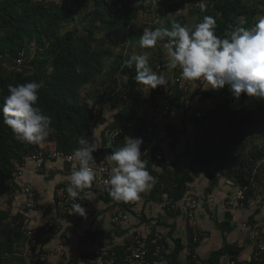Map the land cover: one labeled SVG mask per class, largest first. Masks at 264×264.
I'll return each mask as SVG.
<instances>
[{"label": "trees", "instance_id": "obj_1", "mask_svg": "<svg viewBox=\"0 0 264 264\" xmlns=\"http://www.w3.org/2000/svg\"><path fill=\"white\" fill-rule=\"evenodd\" d=\"M178 3L164 2L167 12L178 7ZM191 4L189 14L196 18L198 27L202 26L197 32L209 35L207 52L204 44H192L188 15L175 18L161 15L152 0H62L60 3L0 0V193L8 195L9 208L18 188L13 182L17 165L42 143L55 141L65 152L77 151L87 159L92 158L96 148L84 146V141L97 124L93 121V106L103 104L115 88L121 93L109 99L115 107L121 105L123 94L129 95L136 106L140 105L135 94L143 88L149 89L152 104L157 103L158 96L159 100L167 101L162 96L164 84L160 83L163 70L153 77L156 60L133 61L125 53L135 40L134 33L128 30L129 24L140 10L147 9H152L150 14L160 16L159 40L177 53L192 50L199 61L197 66L191 65L193 87L190 103H184L185 107L191 109L194 104L195 108L194 100L205 84L203 75L210 68L219 70L220 80L230 81L229 93L222 94V102L209 115L193 116L202 120L206 129L196 140L192 162L216 163L222 176L232 178L245 191L249 205V198L256 195V184L264 179V142L259 144L252 136L250 148L241 150L247 126L257 121L258 113L264 114L261 93L264 90V17H261L264 0H191ZM70 24L73 25L65 30L64 25ZM125 35L131 42L117 51ZM32 44L35 56L30 60ZM157 54L164 58L161 51ZM27 65L33 67L32 72H28ZM222 65H227L229 71L219 69ZM45 68L46 74L41 72ZM117 75L125 77V81L119 83ZM99 76L103 77L99 84L102 91L96 86ZM90 83L95 88L84 95L82 90ZM173 86L179 99L174 82ZM205 93L210 95L208 91ZM212 128L217 136L209 133ZM135 133L138 130L131 134ZM123 139L121 136L118 142ZM160 163L163 170L157 174L165 178L167 185L159 190H165L175 199L184 196L187 183L202 169L194 177L188 171L189 166L176 174L163 160ZM257 226L264 229V224ZM261 234L260 240L264 231ZM26 239L21 216L18 213L11 216L10 209H0V264H26L17 250ZM258 251H254L250 260L234 264H264V251L257 254ZM189 257L197 263V258ZM120 262L117 258L116 264Z\"/></svg>", "mask_w": 264, "mask_h": 264}, {"label": "crops", "instance_id": "obj_2", "mask_svg": "<svg viewBox=\"0 0 264 264\" xmlns=\"http://www.w3.org/2000/svg\"><path fill=\"white\" fill-rule=\"evenodd\" d=\"M192 60L190 58L189 62ZM180 62L181 56L175 63L166 62L165 76H162L164 70L161 74L160 83L164 84L165 90L162 96L174 106V113L166 120L168 133L156 135L146 131L154 105L150 104L149 89L143 88L136 95L140 98V105L135 106L136 102H133L139 111L122 103L115 107L105 101L104 104L108 103V107L106 110L102 109L99 122L84 141V146L102 148L112 171L118 175L122 171L125 155L130 152L133 154L136 164L145 170L139 177L134 203L129 202V194L122 184L118 186L115 195L104 193L97 187L94 176L61 159L49 160L40 172L34 171L32 161L27 163V179L38 193L34 225L43 226L51 222L52 227L51 230H43L37 247L31 246L28 239L20 243L26 264H73L80 258L98 254L101 247H107L121 261L120 264H124V248L129 228L148 236L156 233L162 235L164 256L154 258L156 264H194L186 253L192 246L198 259L195 264H234L235 261L252 258L254 250L251 229L258 223L264 224V208L260 211L254 203L243 208H226L224 200L233 196L239 186L232 178L222 176L213 163L202 166L199 175L187 183L185 192L192 191L203 202L197 211V230L201 232L198 243L192 240L195 229L188 226L186 212L183 209L170 210L163 205L164 198L169 194L165 190H159L167 185L165 178L158 175L163 170L161 160L176 174L182 173L193 163L196 140L206 129L202 120L193 117L192 109L185 107L180 98H176L178 94L173 88L172 79ZM197 64L198 59L195 65ZM167 70L171 71V75ZM203 97L205 93L201 91L194 101L198 105L211 104L210 96ZM156 98L159 100V96ZM119 129H123L125 133L113 140L114 132ZM136 130L139 133L132 135ZM172 132L177 135L174 140L169 139ZM138 134L144 137V149L141 152L136 151L131 142V138ZM121 136L124 139L118 142ZM153 172L156 174L153 175ZM62 186L78 190L86 201L72 204L68 212L61 216V220L57 221L56 195ZM0 196L8 198L5 193H0ZM23 200L24 196L18 187L11 208H7L11 210V216L16 215ZM122 206L129 212L130 221L115 225L111 221L112 214ZM245 220L253 222L247 229L241 227ZM61 246L64 248L63 255L56 253L45 262L41 261L42 253L56 251Z\"/></svg>", "mask_w": 264, "mask_h": 264}, {"label": "built area", "instance_id": "obj_3", "mask_svg": "<svg viewBox=\"0 0 264 264\" xmlns=\"http://www.w3.org/2000/svg\"><path fill=\"white\" fill-rule=\"evenodd\" d=\"M156 2V0H154ZM161 3V9L163 13L167 12V8L162 0H157ZM162 1V2H161ZM121 7V4H118ZM22 60V59H21ZM166 65L160 62L157 65L156 70L153 71V77H158L160 71H162ZM173 82L176 84L180 93V101L183 103H190V95L193 87V80L191 78V69L189 68L188 60L184 58L180 67L175 71ZM116 94L121 95L120 89L115 88L113 93L107 95L105 101H109L110 97L115 98ZM121 103L126 106H133L132 98L123 94L121 96ZM186 104V106H187ZM93 112V121L98 123L102 115V104L95 103ZM134 109L139 111L138 108ZM174 110L172 103L168 101H158L153 107L151 113L150 123L147 125L146 131L150 134L164 135L166 131V120L171 116ZM212 111V106L208 104L198 105L194 108L193 116L201 118L209 115ZM132 126V124H129ZM125 133L123 129L116 130L113 134V140H115L120 134ZM177 138L175 133H171L170 140ZM132 144L135 146V150L141 152L144 149V137L138 134L131 138ZM96 153L91 159H87L83 153L77 151L65 152L58 148L55 141L46 142L44 145H40L39 149L29 153L23 163L17 165V169L14 173L13 182L19 187L20 192L24 196L23 202L17 208L16 213L21 216V224L24 230V234L27 237V241L33 247L38 246V239L41 236L43 230H49L52 227V223L49 222L43 226L34 225V212L38 206V193L34 188L31 181L27 179V163L32 161L34 163V171L40 172L44 169L46 163L49 160L61 159L66 163L73 164L86 172L94 176L97 187L104 193L116 194L117 188L120 184L126 189L129 194L130 203H134L136 194L138 192L139 177L144 174L145 170L135 162L133 154L127 153L124 157L123 167L121 173L115 174L106 159L105 153L102 148H97ZM202 162H193L190 164L188 171L192 176H196V172L202 167ZM190 183V182H188ZM56 208L58 214L56 220H61V216L68 212L72 204H78L85 202L86 199L78 190L72 187L62 186L57 190ZM246 193L243 189L239 188L233 196L226 198L223 202L226 208H243L247 206ZM252 197L249 198L248 204H252ZM213 203V200H210ZM163 205L170 210L183 209L187 215V224L190 228H194L192 240L198 242L201 238V232L197 230L198 219L197 211L203 205V202L190 190L181 198L175 199L170 195L164 198ZM111 221L115 225H120L123 222L130 221V215L126 208L118 207L112 214ZM243 229L250 227V222L245 220L241 223ZM264 231L260 226L252 227L251 235L253 238L252 245L253 250L264 251V238L260 240L261 233ZM165 251V245L162 243V235L156 233L152 236L143 234L134 228H129L127 234V243L124 248V264H156L154 258H163ZM253 251V253H254ZM60 253L63 255V246L59 247L56 251H48L41 254V261L45 262L49 257ZM188 256L196 258V252L192 247H189L186 251ZM256 254V255H257ZM73 264H116V257L107 247H101L98 254H91L83 258L78 259Z\"/></svg>", "mask_w": 264, "mask_h": 264}, {"label": "rangeland", "instance_id": "obj_4", "mask_svg": "<svg viewBox=\"0 0 264 264\" xmlns=\"http://www.w3.org/2000/svg\"><path fill=\"white\" fill-rule=\"evenodd\" d=\"M40 1H44V2H54L55 1L56 3H60L62 0H40ZM164 2L166 4H173V3L177 4V2H179L178 3L179 6L176 8L170 9L169 12H167L168 14L166 16H169L170 18H175L180 15H188V18H189V24H188L189 33L188 34H189L192 44L193 45H196V44L203 45L204 44L205 52H207V50H209L208 41H210V38L207 33L197 32L199 31V29L202 28V26L198 27L195 21L196 18L190 16L189 14V11L192 5L191 0H164ZM158 5L159 4L156 2L155 6H158ZM261 17H264V14H261ZM159 22L160 21L155 19L153 15L148 16L147 11L140 10L137 18L129 24L128 30L130 29L129 31L134 33L135 40L133 44L131 45L132 48H130V44L128 47H126V49L127 50L129 49V50L127 52L125 51V53H128L129 56H131L130 58L133 61L141 60V59L147 61L150 58L155 59L157 65L160 62L165 63L168 61L175 63L176 59L181 56L180 65L182 61L184 60V58H186L188 60L189 67L191 69L190 64L192 63L193 65H195L197 62V59H195L196 57L194 56L195 52H192L191 50L188 53H183V54L180 53L181 55H179V53L175 52L171 47L169 48L166 42L159 40L157 36V33L160 29V26H158ZM72 25L73 24L64 25V29L66 30V28H70ZM125 34H127V30H125ZM122 39L123 40L120 41L117 51L120 49L121 45L125 43L128 44L131 42V38H129L128 35L123 36ZM151 44H153L154 46H152L150 49H147L148 46H150ZM159 51H161V53L163 54V57H164L163 59L157 56L158 55L157 53ZM29 53H30V60H31L35 56V45L34 44L30 46ZM190 58L193 59L191 63L189 62ZM112 59L113 58L109 59V61ZM207 59L208 60L210 59V56L208 53H207ZM31 67H32L31 65H27V69H29L28 72H32L33 67L32 68ZM219 69H221L225 73L229 71V67L227 65H222L221 67H219ZM41 72L46 74V72H48V69L45 68L41 70ZM165 72L166 70H164L163 77L165 76ZM167 72L171 75V71L167 70ZM219 74H220L219 70L215 68H210L207 72H205V74L203 75L205 84L204 86H202L201 88L202 90H200L204 93L207 91L209 92L210 95H206L205 93V97L203 98H206V96H210V99H211L210 102L211 104H213V106H215V104L219 102L218 100L221 99L222 94L229 93L230 81H228V79L220 80L218 78ZM226 77L230 78L229 75H227ZM101 78L103 77L102 76L98 77L96 86L100 88V90L102 91L103 88L100 87L99 85ZM117 78H118L119 83L125 81V78L122 75H117ZM168 78H171V76H169ZM196 82H197V79H196ZM196 86L198 87L197 83H196ZM94 88H95L94 84L92 83L87 84L83 88L82 93L84 95H87V91L93 90ZM261 93L264 96V90H262ZM148 95H149L148 97L150 98L151 94L148 93ZM259 101H262V100H259ZM150 104L154 105L152 104V99L150 100ZM107 107H108V103L102 104V109L104 108L106 110ZM192 108H194V104L192 105L191 109ZM258 116L259 118L257 119V121L254 124L247 126L246 128V134H245V140H244L245 144L243 145V148L241 149L242 151H246L248 150V148H250V146L252 145V142H251V140L253 139V138L251 139L252 136L255 137L253 140L258 142L259 144L264 142V114L258 113L257 117ZM209 133L211 134V136H217L215 128H212V131ZM212 165L214 166L217 164L213 163ZM252 198H253L252 202L254 203V206H256V208H258L260 211H262V209L264 208V179L261 178V181L256 184V195H254ZM6 200H7V196L4 199L0 196V209L8 208L9 205ZM1 206L3 207L1 208ZM17 250L19 251V254L22 255L21 245L17 247Z\"/></svg>", "mask_w": 264, "mask_h": 264}, {"label": "clouds", "instance_id": "obj_5", "mask_svg": "<svg viewBox=\"0 0 264 264\" xmlns=\"http://www.w3.org/2000/svg\"><path fill=\"white\" fill-rule=\"evenodd\" d=\"M152 1H154V0H152ZM162 1L164 2V0H162ZM162 1H161V2H162ZM156 2L159 4L158 6H155V3H156ZM156 2L154 1V5H153V7L155 6V7H156L155 9H156L159 13H161V15L164 14V15L166 16V15H167V12H166V13H163V12H162V9H161V3H160L159 1H157V0H156ZM151 10H152V9H151ZM151 10H150V9H147V10H146L148 16H149V15H152V14H150V11H151ZM153 17H154L155 19H157V20L160 21V16H158V15H157V16H154V15H153ZM165 68H166V67H165ZM165 68H164V69H165ZM164 69H163V70H164ZM172 80H173V79H172ZM198 96H199V95H198ZM158 101H160V100H157V102H158ZM133 102H134V100H133ZM221 102H222V100L219 101V103H221ZM215 103H216V102H215ZM197 104H198V103H197ZM208 105H211L212 108H214V107L217 105V103L215 104V106H213V104H208ZM135 106H136V104H135ZM154 106H155V105H154ZM154 106H153V107H154ZM130 107L133 108L134 105H133V106H130ZM172 113H173V112H172ZM171 115H172V114H171ZM167 120H168V119H167ZM167 122H168V121H167ZM167 122H166V123H167ZM165 125H166V124H165ZM166 131H167V128H166ZM167 133H168V132H167ZM144 173H145V172H144ZM200 239H201V238H200ZM200 239H199V240H200ZM196 243H198V242H196Z\"/></svg>", "mask_w": 264, "mask_h": 264}, {"label": "water", "instance_id": "obj_6", "mask_svg": "<svg viewBox=\"0 0 264 264\" xmlns=\"http://www.w3.org/2000/svg\"><path fill=\"white\" fill-rule=\"evenodd\" d=\"M139 91H140V90H139ZM139 91H137L135 95H137Z\"/></svg>", "mask_w": 264, "mask_h": 264}, {"label": "bare ground", "instance_id": "obj_7", "mask_svg": "<svg viewBox=\"0 0 264 264\" xmlns=\"http://www.w3.org/2000/svg\"><path fill=\"white\" fill-rule=\"evenodd\" d=\"M167 7V6H166ZM183 62V61H182ZM190 68V67H189Z\"/></svg>", "mask_w": 264, "mask_h": 264}]
</instances>
